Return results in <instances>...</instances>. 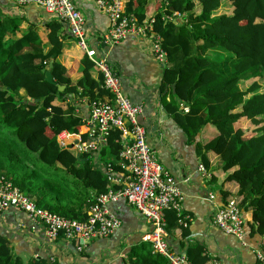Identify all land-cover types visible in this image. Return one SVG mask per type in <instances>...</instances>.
I'll list each match as a JSON object with an SVG mask.
<instances>
[{
	"label": "trees",
	"instance_id": "16d2710c",
	"mask_svg": "<svg viewBox=\"0 0 264 264\" xmlns=\"http://www.w3.org/2000/svg\"><path fill=\"white\" fill-rule=\"evenodd\" d=\"M148 2L124 0L126 12L142 21ZM223 4H229L228 10L217 14ZM152 18L153 32L161 36L168 59L161 91L170 92L175 84L176 101L168 104L169 110L193 137L205 125L215 126L217 135L198 148L220 155L227 180L239 185L228 198L252 209L256 230L264 235V91L259 82L264 78V0H161ZM46 25L47 42L35 22L0 12V175L11 178L39 207L84 220L87 206L116 187L105 166L111 163L116 171L122 166L103 158L119 160L122 132L112 129L98 150L104 164L94 163V153L60 144L57 134L64 129L88 138L82 117L74 113L75 98L92 101L108 92L102 87L103 74L85 53L83 76L78 84L72 82L59 61L64 23L51 17ZM47 69L57 84L45 80ZM68 99L65 109L61 103ZM179 104L188 111L181 112ZM165 216L167 230L179 226L175 210H165ZM10 243L0 231V264H50L45 256L25 259ZM186 253L192 264L211 259L201 243ZM129 260L168 264L151 246L133 249Z\"/></svg>",
	"mask_w": 264,
	"mask_h": 264
},
{
	"label": "crops",
	"instance_id": "0c3cea01",
	"mask_svg": "<svg viewBox=\"0 0 264 264\" xmlns=\"http://www.w3.org/2000/svg\"><path fill=\"white\" fill-rule=\"evenodd\" d=\"M73 1L86 18L89 46L97 48L99 53H107L114 70L122 79L125 94L132 102L143 106L139 119L147 126L148 141L164 167L176 177L184 193L183 210L191 221L187 227L169 228L168 240L172 248L187 252L190 247L201 243L211 258L208 264H261L258 252L264 251V235L256 230L252 209L242 207L246 219L242 238L226 233L214 223L218 208L239 190L237 182L227 180L228 172L222 169L220 155L214 150L201 153L198 148L199 144H205L217 135L215 126L207 124L193 137L169 110L168 104L176 100L173 90L161 91L165 67L153 54L151 37L130 36L119 44H105L103 37L111 26L109 16L99 9L95 0ZM160 6L161 0H149L146 18H152ZM0 12L24 16L35 22L39 35L47 42L49 28L46 23L52 16L46 15L43 9L31 4L19 6L11 0H0ZM63 23L61 38L64 46L59 61L66 68L72 82L78 84L83 76L81 61L84 52L68 23ZM26 26L24 22L21 27L24 29ZM93 74L96 76L97 73ZM20 93L23 95L25 91L21 90ZM74 103V113L82 117V129L86 131L90 119V101L77 96ZM69 104V99L61 103L65 109ZM179 107L181 112H186L181 109L182 104ZM244 123L247 124L246 121ZM106 156L109 162H119ZM103 159L98 151L94 153L95 164H104ZM201 163L212 173V178H207L200 171ZM127 173L126 170H113L111 174L114 180L110 182L117 187L122 184L124 174ZM108 206L121 220V225L110 236L90 241L82 252H78L73 243L62 237L49 240L43 227L32 230L25 213L12 208L0 215V231L8 235L11 246L25 259L45 256L47 260L54 257L57 264H129L133 249L142 246L150 248L151 243L146 234L151 225L126 200L111 202Z\"/></svg>",
	"mask_w": 264,
	"mask_h": 264
},
{
	"label": "built area",
	"instance_id": "2783aa9c",
	"mask_svg": "<svg viewBox=\"0 0 264 264\" xmlns=\"http://www.w3.org/2000/svg\"><path fill=\"white\" fill-rule=\"evenodd\" d=\"M13 1L20 5H37L50 16L68 23L78 45L103 74L102 87L108 94L90 101L88 138L83 140L81 134L64 129L57 134L60 144L81 153H95L107 141L110 131L118 128L122 132L123 143L119 164L128 173L124 174L122 184L109 188L98 196L97 201L87 206V217L84 220L39 207L11 178L0 175V215L10 208L21 211L27 216L32 230L43 227L49 240L62 237L73 243L78 252H82L90 241L110 236L121 225V220L109 210L108 205L123 199L134 206L151 225L146 238L151 243L153 253L166 258L169 264H192L186 252L172 248L166 229L165 210L168 209L176 211L180 227L189 226L191 218L183 210L184 193L176 177L164 167L148 141L147 126L139 119L143 106L132 102L125 94L122 79L114 70L107 53H99L97 48L89 46L86 18L81 10L73 0ZM95 2L111 22L103 37L105 44H119L130 36L151 37L153 54L166 66L167 51L162 45L161 36L153 32V18L139 21L135 15L126 12L124 0ZM183 109L187 112L189 107L185 106ZM199 168L207 178H212V173L203 163ZM106 169L109 180H114L111 174L113 165L108 163ZM213 220L226 233L243 237L246 219L235 198H228L218 208ZM258 258L264 264V251L258 252ZM48 261L50 264H57L54 257Z\"/></svg>",
	"mask_w": 264,
	"mask_h": 264
},
{
	"label": "water",
	"instance_id": "95a60500",
	"mask_svg": "<svg viewBox=\"0 0 264 264\" xmlns=\"http://www.w3.org/2000/svg\"><path fill=\"white\" fill-rule=\"evenodd\" d=\"M50 67L53 66V62H50L49 64ZM45 80H47L48 82L52 83V84H57V82L54 80L52 72L50 69L45 70ZM64 85H59L58 88L59 90H63L64 89ZM173 93H175L174 89H175V84H172L171 86ZM36 101H38V99H36ZM157 124L154 125V127H156Z\"/></svg>",
	"mask_w": 264,
	"mask_h": 264
},
{
	"label": "rangeland",
	"instance_id": "374dc122",
	"mask_svg": "<svg viewBox=\"0 0 264 264\" xmlns=\"http://www.w3.org/2000/svg\"><path fill=\"white\" fill-rule=\"evenodd\" d=\"M228 7H229V4H223L222 6H221V8L217 11L218 13L217 14H220V13H222V12H226L227 10H228ZM252 78L251 79H249L248 81V84H250L251 82H252ZM259 82L261 83V84H264V78H260L259 79ZM262 91H264V87L262 88ZM25 94V93H24ZM23 94V95H24ZM33 156H35L36 157V155H33ZM104 159H106V160H108V157L105 155L104 156ZM39 163L41 164V161L39 160Z\"/></svg>",
	"mask_w": 264,
	"mask_h": 264
}]
</instances>
